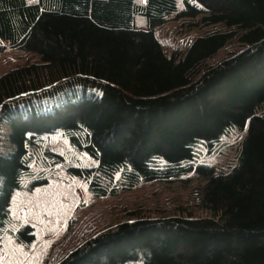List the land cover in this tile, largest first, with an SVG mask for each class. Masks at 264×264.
<instances>
[{"label":"trees","instance_id":"trees-1","mask_svg":"<svg viewBox=\"0 0 264 264\" xmlns=\"http://www.w3.org/2000/svg\"><path fill=\"white\" fill-rule=\"evenodd\" d=\"M198 16L235 30L168 56L155 27ZM8 46L39 58L0 75V248L14 192L63 161L38 136L61 129L96 163L66 167L93 196L195 175L207 213L123 219L56 264H264V0H0ZM234 134L233 160L208 163ZM33 230L13 235L28 246Z\"/></svg>","mask_w":264,"mask_h":264},{"label":"rangeland","instance_id":"rangeland-1","mask_svg":"<svg viewBox=\"0 0 264 264\" xmlns=\"http://www.w3.org/2000/svg\"><path fill=\"white\" fill-rule=\"evenodd\" d=\"M154 30L166 54L180 58L196 37L212 31L235 29L223 23L207 24L198 16L170 19ZM241 48V43L234 36L205 64L216 63ZM38 58L35 52L8 46L0 52V75L27 60ZM38 137L50 150L62 155L63 161L47 170V183L14 192L11 221L0 248V264H56L76 245L123 219L160 217L182 211H192L195 215L207 213L201 204L202 186L206 181L195 175L170 182H142L117 195L93 196L87 189V183L68 175L66 167L79 164L94 166L95 161L75 149L61 129ZM237 137L234 134L225 138L221 149L206 156L205 160L219 166L233 160ZM40 169L38 162L34 171ZM25 223L33 226L35 234V240L28 246L18 242L13 235V231Z\"/></svg>","mask_w":264,"mask_h":264}]
</instances>
